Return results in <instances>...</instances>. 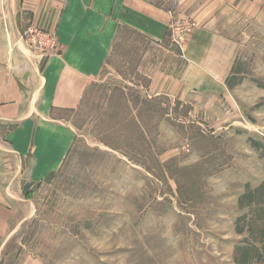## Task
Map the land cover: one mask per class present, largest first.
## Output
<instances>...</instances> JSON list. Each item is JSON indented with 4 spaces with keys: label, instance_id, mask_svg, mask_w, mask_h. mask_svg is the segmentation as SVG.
Listing matches in <instances>:
<instances>
[{
    "label": "rangeland",
    "instance_id": "1",
    "mask_svg": "<svg viewBox=\"0 0 264 264\" xmlns=\"http://www.w3.org/2000/svg\"><path fill=\"white\" fill-rule=\"evenodd\" d=\"M196 8L237 47L224 92L155 95L171 94L202 21L175 14L162 47L122 29L68 112L75 142L28 196L2 264H264V0Z\"/></svg>",
    "mask_w": 264,
    "mask_h": 264
},
{
    "label": "crops",
    "instance_id": "2",
    "mask_svg": "<svg viewBox=\"0 0 264 264\" xmlns=\"http://www.w3.org/2000/svg\"><path fill=\"white\" fill-rule=\"evenodd\" d=\"M225 2L0 0L5 68V76H0V264L15 225L31 214L28 196L35 185L58 172L69 155L76 132L68 112L81 105L102 75L120 31L134 30L162 47L170 41L168 24L175 14L202 21L182 47L185 58L171 94L160 89L155 95L190 102L206 92V99H216L224 92L237 47L194 13L201 3L209 7ZM29 20L56 30L58 53L43 59L28 48L20 35Z\"/></svg>",
    "mask_w": 264,
    "mask_h": 264
},
{
    "label": "built area",
    "instance_id": "3",
    "mask_svg": "<svg viewBox=\"0 0 264 264\" xmlns=\"http://www.w3.org/2000/svg\"><path fill=\"white\" fill-rule=\"evenodd\" d=\"M20 38L28 46L30 45L41 57L56 54L60 48V39L56 30L40 27L29 20L27 28L22 32ZM182 48V46H181Z\"/></svg>",
    "mask_w": 264,
    "mask_h": 264
},
{
    "label": "bare ground",
    "instance_id": "4",
    "mask_svg": "<svg viewBox=\"0 0 264 264\" xmlns=\"http://www.w3.org/2000/svg\"><path fill=\"white\" fill-rule=\"evenodd\" d=\"M22 41H24V40H22ZM25 42V41H24Z\"/></svg>",
    "mask_w": 264,
    "mask_h": 264
}]
</instances>
